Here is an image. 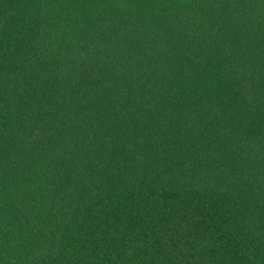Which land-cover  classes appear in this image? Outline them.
<instances>
[{"label":"trees","instance_id":"16d2710c","mask_svg":"<svg viewBox=\"0 0 264 264\" xmlns=\"http://www.w3.org/2000/svg\"><path fill=\"white\" fill-rule=\"evenodd\" d=\"M0 264H264V0H0Z\"/></svg>","mask_w":264,"mask_h":264}]
</instances>
